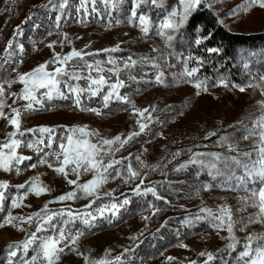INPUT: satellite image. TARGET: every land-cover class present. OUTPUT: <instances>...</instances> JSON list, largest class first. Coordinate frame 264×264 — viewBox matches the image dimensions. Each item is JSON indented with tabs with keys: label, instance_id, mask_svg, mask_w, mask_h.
Instances as JSON below:
<instances>
[{
	"label": "rangeland",
	"instance_id": "1",
	"mask_svg": "<svg viewBox=\"0 0 264 264\" xmlns=\"http://www.w3.org/2000/svg\"><path fill=\"white\" fill-rule=\"evenodd\" d=\"M209 1L215 13L221 18L222 24L231 32L243 35L264 33V8L253 5L249 9L232 16L229 14L241 5H245L247 0ZM60 2L61 0H51V2L50 0H0V83L17 81L12 83L10 88L7 83H4L5 94L3 99L5 107L2 110L4 116H0V141L8 140V134L15 131L14 126L8 123V118L14 116L13 108L21 110V131L41 126L52 127L55 129L53 135L57 138V141L62 140L68 134V128L77 126H86L89 132L99 133V136L89 137L94 143L101 138L113 139L117 135H121L124 139L129 133L139 132L137 121H140L148 125L144 132L135 136L114 155L115 159L129 157L130 159L124 161V164L131 163L133 170L138 171L140 176L135 180L127 179L126 167L122 168V166L117 165V168L122 169L121 175L115 176V172L112 173L115 178L110 177L108 182L102 185L98 190L99 198L95 196L85 198L78 192L76 199L59 202L57 198L72 191L75 186L69 185L63 175L54 171V168L59 166L58 163H54L53 168H49L47 164L38 163L45 152L56 150L58 144H52V148H44V152L39 155L33 149H29L22 144L17 150L18 154L32 157V159L25 160L19 165V172L15 168L11 171L0 170V183L9 185L4 190V211L0 212V219L6 217L9 212L15 217H27L42 209L46 204L54 212L62 210L66 213L72 212L80 215L91 213L95 216L90 225L83 224L81 219L77 218L74 223L67 226L73 235L76 232H82L83 234L75 245L69 244V241H65L60 245L64 247V244H69V247L65 248V251L60 254L57 264H88V261L102 259L115 261L118 256L121 257L122 264H191L193 261L196 264H204L207 257L200 256L199 253H211V250L209 251L211 242L207 238L189 241L183 244L187 247L177 246L165 253L146 250L145 247L154 243L152 238L156 228L162 225L166 218V215L162 217L152 207L142 213L138 219L125 224L123 227L92 237L90 232L93 228L102 222L117 218L123 207L128 206L129 203L121 207L117 215L106 212L101 216L97 209L106 204H119L125 198L130 202L132 197L145 196L144 189L154 188V185L147 180V172H149L151 165L161 156H164L167 151L170 153L172 149L180 146L187 148V152L183 154V158L186 159L191 157L194 151L204 149L205 146L200 142L208 141L221 133L225 126L237 123L244 126L242 128L245 130H251L254 122L264 117V106H262L264 98L262 94L254 87H247L242 92L230 85L227 87L218 85L216 88L207 89L206 91L203 89L198 90L195 88L194 83L189 82L187 76L183 75L185 65L174 60L172 64L170 62L165 64V72H169L171 79L169 86L158 88V86L163 85L161 83L157 84L155 76L152 79L142 80L141 82H149L150 86L146 91L136 93L137 91L132 89L136 81L128 84V74L135 67L130 69H124L123 67L124 61L129 58L127 54L137 56V50H133L127 45L129 40L138 36L142 40L140 49H161L160 52L166 55L163 44L169 43L170 40L162 35L147 40L139 27H136L137 31H131L108 21L115 9L106 11L101 0H96V12L92 11L93 5L90 2L85 5L88 9L87 12L83 8L77 12V8L80 7V0H68L67 6L63 9V14L58 10ZM143 5L137 11H140ZM54 6L56 10H54ZM166 15L165 10L157 9L155 14L150 17L152 22L150 31L153 29V32H156L153 19H157L155 23L157 28ZM57 17L60 18L59 27L56 26ZM18 28L22 30L20 35H17ZM181 28L176 32H179ZM150 31L148 34H150ZM129 36L131 37L127 38ZM10 41H14L12 49L7 48ZM49 44H53V48H49ZM19 45H23L22 51ZM117 45H119L120 50L116 52L100 51L111 49ZM73 48L86 53H95V55L85 56L84 59L88 62H104L102 63V67L105 69L103 74L106 78L110 77L109 82H115L117 77L107 71L108 68L114 67V65L108 64L107 60L109 58L115 59L121 69L119 79L124 82V86L119 90L120 94L126 96L131 103L113 99L109 101L108 107L105 108L102 99L100 102L94 101L93 99L102 97L108 91L105 86L99 95L91 99L87 98V94L82 96V103L79 107L74 103V97L69 94L67 99L54 98L50 101L44 99L43 107L35 106V110L25 111L24 105L28 101L18 98L23 90V85L18 82V75L28 73L38 65L51 61L54 52L64 56ZM9 52L11 53L10 56ZM146 56L150 57L151 55L146 54ZM5 57H7L6 61ZM245 63V68L251 64L250 61ZM59 66V64L49 63L47 70L53 71ZM67 68L69 71L78 70L87 75V70L83 67V61L74 59L69 62ZM92 75L96 76V73L93 72ZM64 79H67V77H64ZM72 83L75 84L77 81H72ZM78 83L81 87H85L87 82L81 79ZM61 88H63V85H61ZM43 91L42 89L41 92ZM197 91H200L199 95H196ZM12 93L17 95L13 96ZM37 95L39 96L40 93H37ZM133 105L137 109L147 108L149 111L145 113L144 117H141L135 112ZM84 108L97 109L101 114L97 115L91 111H84L82 110ZM161 108L167 111H163ZM162 113L168 114L170 117L169 122L164 120L158 122ZM149 116L151 119H147ZM155 129H159V131L153 134ZM211 132H215L216 135L209 136L208 134ZM41 135L37 133L34 137L31 133H28L23 138L19 136L16 138L27 142L39 139ZM43 138L44 144L47 145L49 143L47 134H43ZM248 140L251 139L240 142ZM257 141L258 138H255L252 141V144H254L252 145L253 149L248 150L254 151V156L244 155L246 158H258ZM112 147L116 148L119 145L114 144ZM235 153L245 154L246 152L235 151ZM48 159L49 162L54 160L53 157H48ZM108 159L109 157H105V162ZM141 162L146 166L141 167ZM33 163H36L37 167H29ZM176 169L178 168H175L177 175L184 172L183 169L179 171H176ZM188 174L193 176L196 171L191 169ZM34 177H39V181L50 189L47 194L37 196L32 192H28L27 189L18 187ZM68 179L78 180V183L83 184L93 179V173H82L77 178L69 171ZM186 180L189 181V184L186 183L184 187L187 193H191L201 186L200 181L197 179ZM137 185H140L141 194L133 191ZM13 191V195H15L12 196L11 200L18 195L25 196V193H27L26 197L20 201L21 206L14 209L10 207L11 200L7 203L9 194ZM109 193L110 195H107ZM93 199H95L94 204L91 203ZM50 201L54 202L49 203ZM237 201L241 202L240 206L244 207L245 213L254 215L258 211L255 207L244 206L241 199H237ZM89 204H91L90 207H88ZM168 216H175V214ZM64 218L67 219L68 217L65 216ZM13 224L15 226L0 227V250L5 253L0 254V264H21V261L30 260L37 251L35 247L30 248L26 253L22 249H10L8 247L12 243H20L26 240L29 234L36 230L37 222L21 223L17 220ZM19 227H23L24 231L18 230ZM255 229H259V233H264V223H253L252 229L250 228L249 231L252 230L253 232ZM50 234L55 235L56 232L49 229L38 233L40 236ZM132 237H135V239H132ZM125 249L128 251H125ZM12 250L17 251L15 257L10 256ZM85 257L88 258V261ZM40 264H43V261ZM231 264H237V262L232 260Z\"/></svg>",
	"mask_w": 264,
	"mask_h": 264
},
{
	"label": "snow or ice",
	"instance_id": "2",
	"mask_svg": "<svg viewBox=\"0 0 264 264\" xmlns=\"http://www.w3.org/2000/svg\"><path fill=\"white\" fill-rule=\"evenodd\" d=\"M89 2L93 5L92 11L96 12V0H80V7L77 8V12H79L81 8L87 12L88 9L85 7V5H87ZM123 2L124 0H101V3L104 4L106 11H111L113 9L119 10V6ZM204 2H206V0H179L180 8L169 11L165 18L158 24L157 34L165 36L166 39L170 40L172 38L170 32H174L182 27L188 20L191 13L200 7ZM67 4L68 0H61L58 10H60L62 14L63 9L67 6ZM142 4H151L153 6H162V4L161 0H133V6L129 13V22L133 23L134 26L139 27L145 35H148L152 22L146 13H140L139 15L137 13V9ZM253 5H258L260 8H264V0H247L245 5H241L239 8L234 9L229 15L235 16L240 11H245ZM54 10H56L55 6ZM29 19H31V17H29ZM59 19L60 18L57 17V27H59ZM115 22L120 23L119 20H116ZM20 34H22V30L18 28L17 35ZM201 42L202 40L196 41L197 44H200ZM13 43L14 41H10L7 45V48L12 49ZM19 47L22 51L23 45H19ZM48 47L53 48V44H49ZM118 50H120L119 45L111 49H103L100 51L116 52ZM206 51L210 53H218L220 50L217 48H209L206 49ZM10 55L11 53L9 52V56ZM89 55H95V53H86L74 48L64 56L54 52L53 59L51 61L38 65L35 69L28 73L19 74L18 82L23 85V90L18 95V98L28 101V103L24 105V110L33 111L35 110V106L43 107L44 99L49 101L54 98L67 99L69 94L74 97V103L77 107H79L82 103V96L87 94V98L91 99L92 97L99 95L104 90L105 86L108 88V91L102 96L105 108L108 107L109 101L113 99L122 101L124 103H131V101L126 96H121L120 94L119 90L124 86V82L119 79V72L121 69L117 64V61L112 58L107 60L108 64L114 65L113 68H108L107 71L109 73H113L117 77L115 82H109L110 77L106 78L103 74L105 69L102 67V63L104 62H88L84 59V57ZM4 59L6 61L7 57ZM74 59L83 61V67L87 70V75H84L82 71L68 70L67 66L69 62L73 61ZM141 59L151 62L148 57H143ZM189 59L192 58L190 57ZM49 63L59 64L60 66L56 67L53 71H48L47 69ZM136 64L137 61L129 57L127 61H124L123 67L124 69H130L135 67ZM152 66L157 67L155 64ZM73 67L75 68V65ZM198 71L199 69L197 67H192L190 69L186 67L183 75L194 78L191 82L194 83L195 88L206 91L207 85L205 82L199 81L198 78H196V73ZM93 72L96 73V76L92 75ZM163 75L164 74L162 71L159 72V74H157L155 77L156 82L163 83ZM64 77H67V79H64ZM130 78L133 80L135 79L134 76H131ZM81 79H84L87 82L85 87H81L79 85L78 82ZM72 81H77V83L74 84ZM15 82L17 81H5L0 83V116H4L2 111L5 107V102L3 99L5 94L4 83H7L8 87L10 88L11 84ZM61 85H63V88H61ZM219 85L227 87L228 83L227 81L221 79L219 81ZM235 87H239V90L242 92L245 91L244 87ZM261 87H264V85H261ZM42 89L44 90L43 92H41ZM37 93H40V95L38 96ZM199 94L200 91H197L196 95ZM12 95L16 96L17 94L12 93ZM262 106H264V102H262ZM133 108L135 112L141 117H144L145 113H148L149 111L147 108L143 110L137 109L135 108V105H133ZM82 110L91 111L97 115L101 114L97 109L94 108H84ZM12 112L14 113V116L8 118V123L9 125L14 126L15 131L8 134V140L0 141V170L11 171L15 168L17 172H19L20 169L18 166L21 165L25 160L32 159V157H26L18 154L17 150L22 144L29 149H33L39 155L41 152H44V148H52V144L57 143L58 148L50 152H45L44 155L40 157L38 163L47 164L49 168H53L54 163H58L59 166L55 167L54 171L63 175L69 185L75 186L72 191L59 196L57 198L59 202L76 199L78 192L81 193L85 198L90 196L99 198L98 190L102 187V185L107 183L110 177L115 178V176L121 175L122 169L117 168V165L122 166V168L126 167L128 173L127 179L135 180L139 178L140 173L136 170H133L131 163H128L127 165L124 164V161L130 159L129 157L115 159L114 155L135 136L143 133L145 128L148 126L146 123L137 121L139 124V132L129 133L124 139H122L121 135H117L113 139L101 138L94 143L91 139H89V137L99 136V133L89 132L86 126H77L68 128V134L62 140L57 141V138L53 135L55 129L52 127L41 126L21 131V110L13 108ZM147 119H151V117L149 116ZM28 133H31L34 137L37 133L42 135L39 139H33L27 142L16 138L17 136L23 138ZM43 134H47V139L49 141L47 145L44 144ZM208 135L213 136L216 135V133L211 132ZM253 136L258 138L256 147L258 163L260 165L259 175L264 176V117H261L259 120L255 121L253 128L249 130L243 138L248 139ZM227 140L228 138L225 137L223 140H221V144L227 143ZM114 144H118L119 147L113 148L112 146ZM228 146L232 151H237L233 145L229 144ZM176 155H178V153ZM244 155L250 156L251 154L245 153ZM202 156L209 158L208 166L211 168H216V161H226L229 159L237 161L238 159L237 157L222 156L219 153H196L194 157L190 158V160L185 164H182L180 168L176 169V171L186 168L188 164L198 163L203 166L205 161L200 159ZM48 157H53V162H49ZM105 157H109L107 162H105ZM137 159H139V157H137ZM145 166L146 165L141 162V167ZM29 167L35 168L37 167V164L33 163ZM255 167L256 165H253V169H255ZM69 171L77 178H79L82 173L92 172L93 179L80 184L78 183V180L68 179ZM113 172H115V176H112ZM141 183H143V181H141ZM8 186L9 185L7 183H0V212L4 211V190L7 189ZM18 187L21 189H27L28 192H32L37 196L47 194L50 191L47 186L43 185L39 181V177H34L30 181L26 182L25 184H21ZM233 187L235 188V186ZM133 191L137 194H141L140 185H137ZM143 191L144 194L152 193L154 196H157L154 188H146ZM26 194L27 193H25V196L18 195L16 198L12 199L10 207L14 209L21 206L20 201L26 197ZM107 195H110V193ZM157 198L160 197L157 196ZM241 201L244 206H252L258 209L254 215L247 218V224L264 223V187L251 191L249 197H241ZM51 202L54 201H50L49 203ZM91 203L94 204L95 199H93ZM128 203L129 200L125 198L119 204H106L103 207L98 208L97 212L101 216H103L106 212H111L112 215H117L120 208L124 205H127ZM90 206L91 204L88 205V207ZM201 213L203 215H201ZM65 216L68 218L65 219ZM77 218H80L83 224L90 225L91 220H94L95 216H93L91 213L80 215L72 212L66 213L62 210L54 212L51 211L46 204L42 209L27 217H15L9 212L6 217L0 219V227L15 226L13 222L17 220H19L21 223H32L33 221H36V230L31 232L26 240L20 243H12L8 245V247L10 249H22L25 253L30 248L35 247L37 249L36 254L31 257L30 260L21 261V264H40L41 261H43V264H57L60 254L65 251V248H68L69 244L75 245L78 242L79 237L83 234L82 232H76L73 235L71 231L68 230L67 226L70 223H74ZM145 219H147V217H145ZM201 220L208 221L218 232L221 230H226L229 234L226 239L231 241L227 245V249L231 251L236 249V246L240 243V241L235 236L234 225L236 221L233 220L232 210L228 205H219L217 206L216 210L208 207H202L200 209V213L195 214L194 217L187 219L185 222L190 226L193 221ZM241 223L243 224V222ZM246 226V224H243L241 230H243V228ZM49 229L54 230L56 234H50L46 236L38 235V233L48 231ZM18 230L24 231V228L19 227ZM132 239H135V237H132ZM65 241H69V244H64V247H61L60 245ZM180 246L187 247V245L183 244ZM242 247L243 250L238 253L237 264H264V233L248 235ZM125 251L128 250L125 249ZM16 255V250L10 251L11 257H15ZM199 255L207 257V259L204 261V264H210V262L216 259L213 253L200 252ZM85 259L88 261L87 257H85ZM88 264H122V261L121 257L118 256L115 258V261L102 259L98 261H88ZM191 264H196V262L193 261Z\"/></svg>",
	"mask_w": 264,
	"mask_h": 264
},
{
	"label": "trees",
	"instance_id": "3",
	"mask_svg": "<svg viewBox=\"0 0 264 264\" xmlns=\"http://www.w3.org/2000/svg\"><path fill=\"white\" fill-rule=\"evenodd\" d=\"M161 4L162 6L144 4L137 13H146L150 18L157 9L161 8L168 14L169 11L180 8L179 0H161ZM132 6L133 0H124L119 6V10H115L108 21L116 23L115 21L119 20L120 23H116V25L137 31V26L129 22ZM156 22L157 19H153L156 32L154 33L152 29L150 34L144 36L145 39L149 40L158 35L156 34ZM170 34L172 36L170 42L163 44L167 55L162 54L161 49H140L142 40L138 36L129 40L127 45L133 50H137V56L127 54V57L136 60L137 64L134 70L128 74V84L136 81L132 87L137 91L136 93L146 91L150 86L149 82H141L142 80L152 79L161 71L165 76L164 82L161 83L164 87L158 86V88L169 86L171 79L169 72H165V64L169 62L172 64L174 60L184 64L185 68L197 67L199 71L196 73V78L199 81H204L207 89L216 88L219 81L223 79L233 87H254L264 98V87H261L264 85V33L243 35L231 32L222 24L221 18L213 10L210 1L206 0L191 13L179 32L174 31ZM197 40H202V42L197 44ZM209 48H217L220 51L210 53L206 51ZM146 54L151 56H146ZM143 57H148L151 62L142 60ZM190 57L192 59H189ZM248 61L251 64L245 68L244 63ZM153 64L157 67H153ZM131 76H134L135 79H131ZM187 79L191 82L194 78L187 77ZM157 84L160 83L157 82ZM236 88L239 89V87ZM101 99L102 97H98L93 100L100 102ZM161 110L167 111L164 108ZM160 120L169 122L170 117L167 113H162L158 122ZM242 127L244 126L237 123L225 126L221 133L208 141L200 142L205 146L204 149L194 151L192 156L186 159L183 158V154L187 152V148L180 146L172 149L170 153L167 151L164 156L151 165L147 172V180L154 185L157 196L160 198L152 193L139 198L132 197L128 206L123 207L117 218L102 222L93 228L90 235L95 237L123 227L138 219L142 213L152 207L162 217L166 215V218L163 224L156 228L152 238L154 243L145 247L146 250L165 253L171 248H176L189 241L207 238L211 242L209 251L211 250V253L216 257L210 264H231L232 260L237 262L238 253L243 250L242 246L246 237L259 233V229H255L253 232L249 231L250 228L252 229L253 223L247 224V218L252 215L244 212V207L240 206L241 202H238L237 199L264 187V176L259 175L258 158H246L244 154L235 153L228 146L231 144L237 149V152H246L250 153V156H254V151L248 150L253 149L252 141L257 137L248 138L251 140L244 141L247 142L246 144L240 142L245 140L243 137L248 132ZM159 129H155L153 134L157 133ZM225 137L228 138L227 143L221 144V140ZM177 153L178 155H176ZM196 153H219L222 156L237 157L238 159L237 161L231 159L216 161V168H211L208 166L209 158L202 156L200 159L205 161L203 166L198 163L188 164L186 168H183L184 172L177 175L175 168H180L179 166L188 162ZM253 165H256L255 169H253ZM191 169L196 171L193 176L188 174ZM186 179H197L201 186L191 193H187L184 187L186 183L189 184V181ZM13 193L14 191L9 194L7 203L15 195ZM225 204L232 210L233 220L236 221L234 233L240 241L234 251L227 249V245L231 241L226 239L229 235L226 230L218 232L206 220L193 221L190 226L185 222L200 213L202 207L216 210L217 206ZM172 214L175 216H168ZM201 215L203 214L201 213ZM241 222L247 225L243 230H241L243 226ZM0 254L5 253L0 250Z\"/></svg>",
	"mask_w": 264,
	"mask_h": 264
}]
</instances>
